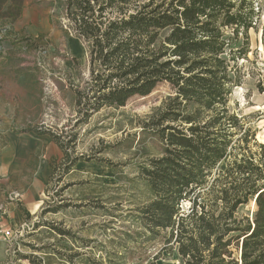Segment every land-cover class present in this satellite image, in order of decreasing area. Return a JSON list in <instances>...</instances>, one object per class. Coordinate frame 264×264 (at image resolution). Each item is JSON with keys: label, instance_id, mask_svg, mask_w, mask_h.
Instances as JSON below:
<instances>
[{"label": "trees", "instance_id": "16d2710c", "mask_svg": "<svg viewBox=\"0 0 264 264\" xmlns=\"http://www.w3.org/2000/svg\"><path fill=\"white\" fill-rule=\"evenodd\" d=\"M21 1L3 16L16 20ZM64 1L88 47L89 80L75 91L80 122L161 85L171 91L150 124L164 143L162 155L138 173L150 195L139 211L142 225L153 236L163 233L160 252H175L180 264H264V145L228 107L242 83L237 62L259 19L255 0ZM4 4L0 0V11ZM239 37L244 43L233 49ZM28 132L48 135L65 149L49 131ZM80 161L65 153L62 173ZM250 203L252 214L240 216Z\"/></svg>", "mask_w": 264, "mask_h": 264}, {"label": "rangeland", "instance_id": "374dc122", "mask_svg": "<svg viewBox=\"0 0 264 264\" xmlns=\"http://www.w3.org/2000/svg\"><path fill=\"white\" fill-rule=\"evenodd\" d=\"M14 1L5 0L0 11V154L5 149L4 133L32 129L49 131L65 149L59 148L60 158L50 150L55 159L44 181L33 182L32 178L38 150L27 158L30 172L23 173L27 182L37 184L39 192L28 215L21 206L25 184L23 192L8 196L7 203L15 201L24 210L8 219L5 215L0 222L3 227L2 221H10L14 234L9 241L0 240L4 252L0 264H29L27 258H49L50 264L99 260L103 264L109 260L112 264H149L156 256L157 264H180L175 252H160L163 233L149 234L139 213L150 195L138 173L164 150L150 124L171 96L169 87L161 85L120 108L104 107L80 122L75 91H82L89 80L88 47L75 34L65 1L22 0L20 16L11 21L3 13L9 4L18 7ZM255 6L259 19L248 32L246 56L237 62L242 83L233 90L228 107L255 132L256 142L264 145V92L257 88L260 85L264 90V0H255ZM243 43L239 37L232 48ZM65 153L82 161L64 175ZM86 166L98 169L100 175L85 170ZM238 214H252V203L241 207ZM66 256H73V263L65 261Z\"/></svg>", "mask_w": 264, "mask_h": 264}, {"label": "crops", "instance_id": "0c3cea01", "mask_svg": "<svg viewBox=\"0 0 264 264\" xmlns=\"http://www.w3.org/2000/svg\"><path fill=\"white\" fill-rule=\"evenodd\" d=\"M3 136L5 149L1 151L0 154V205H5L9 210L6 216V219H8L11 215H20L24 210L18 208V205H15V201L7 203L8 196L15 191L19 192L22 190L23 192V184H25L26 189L23 194H21V206L25 208L24 211L29 212L28 209L34 206V195L36 192H39V189H36L37 184L33 182L38 180L44 181L52 172L51 162L54 161L53 158L55 156H51L50 150L53 151V155L57 153L59 158L62 153L48 135H36L33 132H8L4 133ZM35 149L38 150V153L34 154V161L38 163L34 166V170L31 171L33 182H27V176H25L23 172H30V170L27 169L26 162L32 150ZM78 164L79 163L76 165ZM76 165L73 169H75ZM9 222L2 221L3 227L11 229ZM3 254V249L0 246V257H2Z\"/></svg>", "mask_w": 264, "mask_h": 264}, {"label": "built area", "instance_id": "2783aa9c", "mask_svg": "<svg viewBox=\"0 0 264 264\" xmlns=\"http://www.w3.org/2000/svg\"><path fill=\"white\" fill-rule=\"evenodd\" d=\"M7 215L6 214V208L3 205H0V222L3 220V217ZM14 234L10 229H6L0 225V240L9 241L13 239Z\"/></svg>", "mask_w": 264, "mask_h": 264}, {"label": "bare ground", "instance_id": "6f19581e", "mask_svg": "<svg viewBox=\"0 0 264 264\" xmlns=\"http://www.w3.org/2000/svg\"><path fill=\"white\" fill-rule=\"evenodd\" d=\"M85 168H86L85 170H87V171H90V172H97V173H99V175H100L99 170H98V169H95V168L92 167V166H86ZM101 173H102V171H101ZM103 175H104V174H103Z\"/></svg>", "mask_w": 264, "mask_h": 264}, {"label": "water", "instance_id": "95a60500", "mask_svg": "<svg viewBox=\"0 0 264 264\" xmlns=\"http://www.w3.org/2000/svg\"><path fill=\"white\" fill-rule=\"evenodd\" d=\"M254 203V202H253ZM251 216V215H250Z\"/></svg>", "mask_w": 264, "mask_h": 264}]
</instances>
